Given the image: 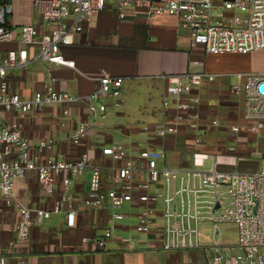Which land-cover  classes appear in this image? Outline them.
Segmentation results:
<instances>
[{
    "label": "built area",
    "instance_id": "2783aa9c",
    "mask_svg": "<svg viewBox=\"0 0 264 264\" xmlns=\"http://www.w3.org/2000/svg\"><path fill=\"white\" fill-rule=\"evenodd\" d=\"M109 2L119 7L122 19L128 9L143 12L150 22L159 16L175 17L179 26L188 30L191 48L202 46L208 54L264 50V0H33L34 9L47 28L43 33L33 24L15 25V7L9 0L0 3V45L13 41L21 47L37 45L36 58L46 62L50 71L44 88L30 98L8 93L7 71L23 65L16 50H9L0 61V107L29 113L49 106L86 103L89 114L95 117L93 126L97 115L108 110L106 99L111 98L116 109L121 107L125 103L122 78L103 72L95 90L74 95L57 89V78L51 71L57 65L75 67V61L63 55L62 47ZM201 66L194 59L184 72L161 76L167 83L162 114L166 118L171 109L176 114L174 123L165 120L158 131L159 136L165 137L186 125L197 132V148L203 146L205 129L193 121L200 116L201 101L194 91L214 82L219 75ZM230 76L237 79L231 91L244 95L243 119L249 131L264 139V70L239 71ZM64 114L68 115L69 110L65 109ZM219 125L218 119L209 124ZM239 129L238 124L230 125L232 132ZM88 130V123L79 121L69 138L71 143L81 144ZM56 144V133L32 144L18 123H0V202L14 206L21 215L13 225L18 242L28 239L34 223L41 224L53 213H64L66 223L75 226L80 209L109 205L113 225L106 228L103 238L96 239L103 246L105 240L118 235L115 224L126 217L120 208L130 203L144 207L136 232L160 239L166 249H205L209 264H264V152H254L260 155L255 170L241 171L221 169L219 164L227 160L205 152H191L189 166L171 167L164 150L147 147L134 151L112 144L95 148L101 154L97 163L88 152L68 160L53 154ZM207 159H212L211 167L205 166ZM87 170L91 171L90 188L87 193L76 195L71 189L74 180ZM33 171L45 197L58 191L49 209H32L16 196L17 180ZM207 225L212 229L211 238L204 240L201 235ZM230 225L234 228L233 238L224 230V226ZM122 241L130 247V238ZM5 254V248L0 246V264H8ZM17 264L29 262L23 259Z\"/></svg>",
    "mask_w": 264,
    "mask_h": 264
},
{
    "label": "crops",
    "instance_id": "0c3cea01",
    "mask_svg": "<svg viewBox=\"0 0 264 264\" xmlns=\"http://www.w3.org/2000/svg\"><path fill=\"white\" fill-rule=\"evenodd\" d=\"M11 1L15 7V25L33 24L40 32L46 31L47 28L34 9L33 0ZM9 50H16L23 65L7 71L8 93H18L24 99L30 98L36 91L44 88L50 71L49 65L36 58L39 50L37 45L21 47L18 41L3 42L0 45V61ZM61 51L67 59L75 61V67L57 65L52 68L51 71L57 78V89L74 95H86L97 88L98 78L103 72H107L122 78L123 97L125 103L129 102L126 106L132 104V108L140 112L143 120L137 119V122L130 125L129 119L134 114L130 113L131 107L112 114L109 121L108 116L97 120L94 126L95 119L89 114L86 103L49 106L29 113L7 111L0 107V123H18L32 144L56 133L57 144L53 154L59 157L76 160L82 153L88 152L97 163L101 154L95 148L114 143L117 136L124 140L120 146L127 150L136 151L147 147L164 150L167 164L171 167L189 166L190 153L193 151L209 153L210 150L205 147L187 148L190 145L186 144L187 141L194 140L197 132L186 125H181L177 133H169L165 137L158 135L159 125L165 120L174 123L176 114L175 109H171L166 118L162 114L167 83L161 76L184 72L194 59L202 63V69L222 76L194 91L201 101L200 116L193 121L201 125L208 123L210 113L220 108L221 96L224 99L221 101L223 105L239 109L238 123H230L240 126L237 133L261 139L249 131L243 119L244 95L233 93L230 82L229 89L224 84V80L228 79L226 77L243 70L215 71L207 68L206 62V57L244 56L256 52L208 54L202 46L193 49L188 30L180 27L175 17L159 16L150 22L143 12L128 9L122 19L119 7L112 2L86 22L81 32L71 36L70 43L63 46ZM207 92L213 93L212 98H205ZM230 94L234 97H230ZM239 96H242L241 100ZM65 109L69 110L68 115L64 114ZM209 119L220 120L218 128L227 126L230 130L227 121L221 118ZM81 120L88 123V135L81 144L74 145L69 138ZM143 142L147 147H139ZM217 155L227 160L219 164L221 169L241 170L238 158ZM258 160L259 156L255 158V162ZM106 172L103 174V181L104 176L107 180ZM90 178L91 171L87 170L83 176L74 180L72 191L79 196L87 193ZM15 193L22 204L32 209H49L58 196V191L52 197L44 196L34 171L17 180ZM143 210V206L127 203L122 210L126 217L115 224L118 235L105 240L103 246L96 239L103 238L106 228L113 225L112 208L109 205L80 209L75 226L66 223L64 213H53L41 224L34 223L28 239L18 242L13 225L20 221L21 215L14 206L0 202V246L6 250L5 259L8 264H17L23 259L29 264H209L205 249H166L160 239L136 232L135 226ZM211 230V226H205V233L201 238L210 239ZM84 238L88 240L85 241ZM122 238L131 239L130 247Z\"/></svg>",
    "mask_w": 264,
    "mask_h": 264
},
{
    "label": "rangeland",
    "instance_id": "374dc122",
    "mask_svg": "<svg viewBox=\"0 0 264 264\" xmlns=\"http://www.w3.org/2000/svg\"><path fill=\"white\" fill-rule=\"evenodd\" d=\"M206 62H207V68H210L211 70L215 71H236V70H243V71H249V72H256V71H263L264 70V50L252 53V54H244V56H229V57H217L213 59H209L206 57ZM222 75H218L215 78V81L221 77ZM228 78L227 80H224V84H226V88L229 89L228 85L230 82L231 84H234L237 82V79L234 76H229L226 77ZM221 79V78H220ZM229 80V81H228ZM222 81V80H221ZM213 93L207 92L205 93V98H212ZM215 96V95H214ZM224 96V95H223ZM230 97H234V95L230 94ZM238 98V97H237ZM240 100L242 96H239ZM223 97L219 96V100L222 101ZM224 100V99H223ZM220 101L221 105L217 111H213L210 113L208 116V120L211 121L209 118H221L224 121H227V124L230 123H238V112L239 109H235L232 106L223 105L222 102ZM104 102L108 104V110L102 114L97 115V119L101 120L103 118L107 117V120H111V115L116 114L118 111H121L123 109L130 108V113H133L132 118L129 119V122L131 123L130 125H133L135 122H137V119L143 120L140 114V112L137 111V109L132 108L133 105L127 107L126 105H129V102L124 103L123 107H119L116 109V107L113 106V100L111 98L106 99ZM209 102V101H208ZM244 108V105L242 106ZM243 111V109H242ZM95 117L93 116V120ZM207 120V119H205ZM210 121L205 122L204 125H201L203 129H205V132L203 133L205 135V140L203 142V146L207 148L209 151L210 155L216 156L217 154L220 155H229L231 158H238L239 159V166L240 169L243 171H253L258 167L259 160L255 162V158L258 155L257 153H254L256 151H259L263 154L264 150V140L263 139H255L248 137V134H240L236 132H231L229 130V127H212L209 126ZM234 121V122H233ZM231 125V124H230ZM242 135V136H241ZM117 136V135H116ZM119 137V136H117ZM115 137L114 143L112 142L111 144L120 146L122 145L124 141L122 138H117ZM190 143V145H187V148H194L195 147V139L194 140H188L186 144ZM139 147H147L146 144L143 142L140 144ZM253 150V152H252ZM217 157V156H216ZM212 165V159H207L206 160V167H211ZM234 165V164H232ZM230 167V166H229ZM106 172V171H105ZM104 172V175H105ZM108 173V171L106 172ZM104 176V184L106 185L107 180H105ZM180 200V199H179ZM126 206L123 205L120 209L123 210V208ZM224 230H227L228 233H230V237L233 238L232 233L234 232V228L230 225L228 227L224 226Z\"/></svg>",
    "mask_w": 264,
    "mask_h": 264
},
{
    "label": "trees",
    "instance_id": "16d2710c",
    "mask_svg": "<svg viewBox=\"0 0 264 264\" xmlns=\"http://www.w3.org/2000/svg\"><path fill=\"white\" fill-rule=\"evenodd\" d=\"M6 1H9V0H0V3H4V2H6Z\"/></svg>",
    "mask_w": 264,
    "mask_h": 264
},
{
    "label": "water",
    "instance_id": "95a60500",
    "mask_svg": "<svg viewBox=\"0 0 264 264\" xmlns=\"http://www.w3.org/2000/svg\"><path fill=\"white\" fill-rule=\"evenodd\" d=\"M262 88L264 89V85L262 86Z\"/></svg>",
    "mask_w": 264,
    "mask_h": 264
}]
</instances>
